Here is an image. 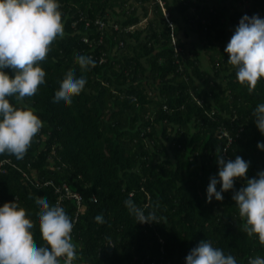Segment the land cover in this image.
Wrapping results in <instances>:
<instances>
[{"label":"trees","instance_id":"1","mask_svg":"<svg viewBox=\"0 0 264 264\" xmlns=\"http://www.w3.org/2000/svg\"><path fill=\"white\" fill-rule=\"evenodd\" d=\"M60 12L64 35L42 64L44 86L11 101L31 107L42 130L23 158L0 153V205L16 201L37 245L46 241L36 202L63 206L74 220L76 264H186L208 238L241 264L264 255L258 234L245 230L233 190L207 200L210 177L219 173L217 148L226 159L250 160L248 177L264 169L257 146L264 133L253 115L264 102V78L252 91L238 79L224 28L245 13L264 16V0H60ZM182 31L198 33L212 72L184 52ZM79 54L97 63L82 69ZM68 72L85 75L86 87L71 105H55ZM222 130L230 137L221 138ZM244 183L237 179L236 187ZM64 184L82 195L80 207L74 198L60 201L56 187ZM129 198L155 210L157 221L138 222Z\"/></svg>","mask_w":264,"mask_h":264},{"label":"clouds","instance_id":"2","mask_svg":"<svg viewBox=\"0 0 264 264\" xmlns=\"http://www.w3.org/2000/svg\"><path fill=\"white\" fill-rule=\"evenodd\" d=\"M63 35L60 0H0V153L7 151L23 158L41 133L42 124L33 109L11 101L34 97L44 86L46 73L42 64ZM225 51L230 53L228 61L236 67L238 79L250 91L254 90L264 78V16L245 13ZM75 60L82 69L97 63L88 54H79ZM86 84L85 75L66 73L53 103L71 105ZM253 115L264 133V102L253 109ZM257 146L264 150V140L258 141ZM223 151L217 148L219 173L210 177L207 200L222 201L224 193L233 190L239 215L246 221L245 230L249 235L258 234L264 243V169L248 177L251 161L242 155L226 159ZM241 178L245 183L237 188L236 181ZM125 203L138 222L157 221L155 210L146 212L131 198ZM35 207L39 210L36 220L46 241L40 245L34 242L33 224L25 212L18 210L16 201L0 205V264H73L78 256L72 236L73 218L59 203H50L46 198L38 200ZM95 219L105 222L103 214H97ZM186 264H241V261L208 238L191 249ZM248 264H264V255L249 257Z\"/></svg>","mask_w":264,"mask_h":264},{"label":"rangeland","instance_id":"3","mask_svg":"<svg viewBox=\"0 0 264 264\" xmlns=\"http://www.w3.org/2000/svg\"><path fill=\"white\" fill-rule=\"evenodd\" d=\"M243 9H241L240 11H242ZM117 10L120 11V8H117ZM150 13L152 14L151 11H150ZM192 14L193 13L191 11L187 13L188 16H191ZM229 14H232V12H230ZM167 17H169V14H167ZM235 26H236V24H234L231 20H228L225 27H224L227 30V39H226L227 43L229 42L231 36L233 35V32L235 30ZM147 27H148L147 20L145 19L144 22L141 24L140 28L143 29V28H147ZM186 29L192 31L191 28L189 29L187 27ZM178 38L181 39L183 44H184V47H183L184 52H186L188 55L192 56V58H195V59L200 58V61H201V64H203L202 66H203L204 70L212 72L213 67H212V63L210 60L209 52L207 51V48H204L205 43L199 39L198 33L192 32L190 37H186L184 35V32L182 31L179 33ZM205 42L208 46L210 45L207 38L205 39ZM216 44H217V46H220L219 42ZM218 49H219V47H218ZM191 50H192V52H191ZM195 50H197V53H195L196 52ZM224 74L225 73H223L217 79L224 81V77H223ZM156 99L161 100V96H156ZM192 129H193V131L195 130L194 128H192Z\"/></svg>","mask_w":264,"mask_h":264},{"label":"built area","instance_id":"4","mask_svg":"<svg viewBox=\"0 0 264 264\" xmlns=\"http://www.w3.org/2000/svg\"><path fill=\"white\" fill-rule=\"evenodd\" d=\"M221 138L222 137H230L227 131L222 130L220 134ZM231 141V138H230ZM226 151V150H225ZM47 184H52V183H47ZM56 192L61 194V200L62 201L64 198H74L79 207L81 206V203L83 201V197L79 192H74L70 189V187L67 184H64L63 186L56 187ZM73 264H76V260H73Z\"/></svg>","mask_w":264,"mask_h":264}]
</instances>
